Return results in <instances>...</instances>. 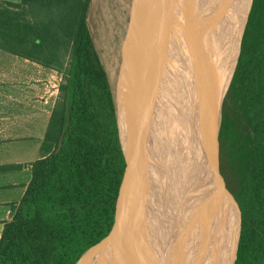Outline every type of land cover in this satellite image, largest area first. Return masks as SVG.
I'll list each match as a JSON object with an SVG mask.
<instances>
[{
    "label": "trees",
    "instance_id": "obj_1",
    "mask_svg": "<svg viewBox=\"0 0 264 264\" xmlns=\"http://www.w3.org/2000/svg\"><path fill=\"white\" fill-rule=\"evenodd\" d=\"M5 3L11 11L0 15V49L62 71L64 79L44 134V158L31 164L28 186L4 226L0 264H76L113 216L125 168L111 84L86 23L90 0ZM223 17L225 86L243 30L218 125L219 173L241 215L233 264H264V0H248ZM193 62L195 76L204 67L209 83L205 57L197 53ZM198 93L190 95L203 110ZM226 204L217 207L220 224L229 226V264L236 230Z\"/></svg>",
    "mask_w": 264,
    "mask_h": 264
},
{
    "label": "bare ground",
    "instance_id": "obj_2",
    "mask_svg": "<svg viewBox=\"0 0 264 264\" xmlns=\"http://www.w3.org/2000/svg\"><path fill=\"white\" fill-rule=\"evenodd\" d=\"M161 1L163 9L154 7V0H143L138 10L140 24L149 34V42L141 59L142 64L137 69L140 74L135 73L131 83L138 92V99L151 104L149 111L145 112V142L154 143L156 147L150 175L144 178L149 179L139 185L134 205L126 215L123 238L128 250L143 252L148 260L146 264H200L204 216H210L211 228H215L216 212L220 208H217V203L220 201L231 207L213 179L216 177L215 118L226 81V33L213 0ZM196 27L199 36H209V39L203 38L199 56L206 50L211 52L212 58L211 81L203 83L207 75L203 67L199 70L197 81L200 82V89L196 87L195 91L196 95L201 93L199 99L204 102L203 110L191 98L192 91L187 93L184 87L192 52L198 51L194 38ZM212 30L215 35L211 37ZM207 40L212 50L208 44L205 46ZM240 40L227 85L235 69ZM153 57L159 61L155 64L161 67L163 82L152 73ZM190 82L196 86V80ZM157 84L164 89L160 96L155 93ZM193 127L198 130V137L194 135ZM147 148L149 151L150 148ZM157 199L160 201L158 204ZM224 233V228H221L217 238L220 247L224 242ZM106 249L107 246L102 247L98 256L87 253L78 264H102L107 260L99 254L106 256ZM118 264L123 263L120 261Z\"/></svg>",
    "mask_w": 264,
    "mask_h": 264
},
{
    "label": "rangeland",
    "instance_id": "obj_3",
    "mask_svg": "<svg viewBox=\"0 0 264 264\" xmlns=\"http://www.w3.org/2000/svg\"><path fill=\"white\" fill-rule=\"evenodd\" d=\"M247 1L248 0H213V4H214L215 9L219 12V14L221 15V17L223 19V23H224V27H225V33H226V26H225L226 24H225V18L223 16L226 14V12L231 13L237 7L238 8L243 7ZM249 2H250V0H249ZM5 4H6L5 2L0 0V15L1 16H3L4 15L3 13H5L6 11H8V10L11 11V9ZM130 4H131V0H90L87 15H86V23H87V26H88L89 31L91 33V36H92L93 45H94V47H95V49H96V51L100 57V60H101L103 66L107 72L112 90H113L112 86L114 84V79L116 77V74H117L119 66H120V58H121L120 57V50H119L120 49V46H119L120 35H121V31L123 29L124 20L126 18H128V16H129ZM161 8H162V5H161ZM18 12H20V18H24L28 21V18L26 17V15L23 11H18ZM136 20L137 21H136L134 33H136L138 40H137V48L135 46V51H133V54H134L133 61H132V54H131V58H130L131 63L133 65L131 80H130L131 86L129 85V87L132 89L131 90L132 104L129 107L130 110L128 111V114L131 115V117L134 116V118L136 119V122H137L136 128H137V131L139 132L138 135L140 134L139 137L141 139H143L145 142V134H146V133H144L145 132V130H144V128H145V112L147 113L149 111L151 104H145L144 102H141L138 99V92L136 91L134 85L131 82H132V79L135 78L136 74L137 75L140 74L139 70H137V69L142 64L141 59H142V56L144 57V48H146V46L149 42V34H147V31L141 26L139 18H136ZM212 32L213 33H211V37H212V35H215V32L213 30H212ZM194 36H195L194 38H195L197 46H198L197 47L198 51L192 52L191 60L188 64V68L186 71L185 78L187 77L188 72L191 71L190 79L184 80V87H185V90L187 93H189V91H192V93L195 92L194 89L196 88L197 84L199 83V82L197 83V81H199V78L196 79L195 71L193 70V65H194L193 59L197 53L200 54V52H201L200 50H201V43L203 42V38L209 39L208 35H206V37L203 34H201L199 36V32H198L197 27H196V29H194ZM240 37H241V35H240ZM209 43H210L209 40H207V42L204 44H205V46L208 44L209 49L212 50ZM204 51L205 52L202 56L205 57V59L208 63V70H209L208 76H209V82H210L211 81L210 71H211L212 65L209 62L208 56H209V54L211 55V52L207 53L206 50H204ZM20 62H23V61L19 57H15L13 55L11 56V61H10L11 70L9 71V74L11 75V79L6 80V81H0V94H5L8 96H11L12 97L11 100H19L20 98L25 99V97L27 98V96H32L33 97L32 101L37 100V102H33V104H39L38 103L40 101L39 96H44V98L49 97L48 103L44 105L46 107V109H48L49 106L52 105V101L54 98V103H53L52 108H51V111H52V109L55 105V102L58 99V87L63 82V79H64L62 71L56 72L54 70L47 69V70H45L46 73L42 77L38 78L35 81L34 80L35 78L30 76L32 74L31 72L28 73L27 78L24 77V74H23L24 71L17 73L18 71L16 69L19 68L17 64ZM151 62H153L154 64L155 63L159 64V61H155V57H153V61H151ZM2 63L6 64V63H8V61H3L1 59V54H0V64H2ZM154 64H152V66H151V69H153L152 73L154 76L156 75L158 78H160L161 82H163L164 79H163V72L161 70V67H158L156 64L155 65ZM140 76H137L136 78H139ZM192 79L196 80V82H195L196 86L190 82V80H192ZM139 80H141V79H139ZM166 80H167V78L165 77V81ZM125 84L127 87L126 82H125ZM226 86H227V84H226ZM226 86H225V89H226ZM123 87H124V85L122 84V88ZM126 87H125V91H123V89L121 90V92H120L121 95H123V94L126 95L128 93ZM156 88L157 89H156L155 93H158L159 96L161 93H164L163 92L164 89L162 88L161 85L157 84ZM121 100H122V98H121ZM14 102L15 101H13V103ZM153 102L151 101V103H153ZM216 106H217V103H216ZM50 115H51V112H50ZM187 117H188L187 118L188 121L191 122V118L189 116H187ZM197 121H198V118H197ZM215 121H216V118H215ZM126 122H128V121H126ZM124 123H125V120H124ZM193 131H195L194 135L196 137H198V135H199L198 130L195 127H193ZM12 137H17V136H12ZM34 137H38V139L40 138L39 135L34 136ZM22 148H27V153L22 154V158H24V159H31L32 158L33 159V157L36 156V154L34 153V151L32 149V143L19 145L15 148V150L12 153L13 154L19 153V149H22ZM40 149L42 150V144L40 146ZM9 154H11V153H9ZM149 173H150V171H149ZM147 177H149V175ZM144 180L145 179H143L142 181H144ZM146 180L144 181V183L146 182ZM163 187H164V185H163ZM138 192H139V189L135 190V192L133 194L132 204L128 208L127 213L129 212V210L134 205L135 198H136V195L138 194ZM159 202H160L159 199H157V204ZM208 208L209 207H207V214H208V210H209ZM216 215H217V227H215V228H213V227L211 228L210 216L209 215L204 216V221H203L204 231H203V235H202V239H201V241H202L201 242L202 259L200 261V264H224L225 260L227 258L228 243H229V226H226V225L222 226V224H220L219 217H218V210L216 212ZM221 228H224L225 233H224L223 245H221V247H220L218 245V241H217L218 239L217 238L219 235V230ZM157 247L155 249H157ZM147 249H148V247L146 248V250ZM132 250L130 249V251H132ZM94 260H96V258H94ZM102 264H107V262L102 261Z\"/></svg>",
    "mask_w": 264,
    "mask_h": 264
},
{
    "label": "water",
    "instance_id": "obj_4",
    "mask_svg": "<svg viewBox=\"0 0 264 264\" xmlns=\"http://www.w3.org/2000/svg\"><path fill=\"white\" fill-rule=\"evenodd\" d=\"M143 0H131L129 16L125 26L123 27L120 35V53H121V61L118 72L114 79L113 84V100L115 106V115H116V124L118 137L120 141V145L122 148L124 160H125V168L123 172V176L120 182V186L118 189V194L115 201L114 213L111 219L105 225L101 238L95 245L86 250L81 257L78 259L76 264L79 263L81 258L87 253H95L98 256L99 250L106 246V256L103 254H99L101 258L107 260L110 264H118L120 261L123 264H146L148 261L146 256L142 254L140 251L131 252L125 246L126 242L123 238V224L126 220V215L128 208L132 204L133 194L135 190H138L139 185L142 180L150 175L149 168L153 159L154 149L156 145L146 144L143 139H141L138 135L137 131V122L134 116L128 114L130 110L129 107L132 104L131 98V88L130 80L132 74L133 65L131 63V54L133 61V51H135V46L137 48V36L135 31L136 18H139L138 10L139 6ZM161 0H154V7L159 10L160 5H162ZM242 37V36H241ZM241 41V40H240ZM240 46V45H239ZM231 80V79H230ZM127 83V87L126 84ZM230 83V81H229ZM229 83L224 90L218 104V112L217 119L215 121V131H214V153H215V162H216V177L215 181L217 182L218 190L222 193L223 197L228 201V204L231 205L233 210V218L235 222V248L233 251V255L231 257V261L229 264H233L239 247V234H240V225H241V215L239 207L232 196V194L228 191L225 186V183L219 173L218 168V125H219V116L220 109L223 98L228 89ZM122 84L124 87L122 88ZM131 86V85H130ZM125 87L127 89V94L121 95L120 92L123 89L125 91ZM122 98V100H121ZM135 119V120H134ZM125 120V123H124ZM128 121V122H126ZM151 145V146H150ZM149 147V151L148 148ZM140 154L142 155V159L140 160ZM147 154V158H146ZM149 179V178H148ZM148 184V183H147Z\"/></svg>",
    "mask_w": 264,
    "mask_h": 264
},
{
    "label": "crops",
    "instance_id": "obj_5",
    "mask_svg": "<svg viewBox=\"0 0 264 264\" xmlns=\"http://www.w3.org/2000/svg\"><path fill=\"white\" fill-rule=\"evenodd\" d=\"M1 1L16 4L20 2V0ZM26 17L28 18L27 15ZM0 54L3 61H8L6 64H0V81L10 80L12 55L1 49ZM20 59L23 62L17 64L19 68L16 70L17 73L24 71L23 74L26 78L31 72L30 76L36 81L48 69L26 59ZM27 98L11 100V96L0 94V238L4 226L12 220L28 186L31 178V164L44 158L45 154L40 146L48 125L54 98L48 109L44 105L48 103L49 97L39 96V104H33L37 100L32 101V96H27ZM13 101L15 102L13 103ZM37 135L40 136L39 139L34 137ZM27 143H32V149L36 154L33 159L22 158V154L27 153V148L19 149V153H12L17 146Z\"/></svg>",
    "mask_w": 264,
    "mask_h": 264
},
{
    "label": "flooded vegetation",
    "instance_id": "obj_6",
    "mask_svg": "<svg viewBox=\"0 0 264 264\" xmlns=\"http://www.w3.org/2000/svg\"><path fill=\"white\" fill-rule=\"evenodd\" d=\"M127 19H128V18H126V19L124 20L123 27L125 26V24H126V22H127ZM119 46L121 47V43L119 44ZM146 48H148V44H147ZM146 48H144V55H145V53H146V52H145V51H146V50H145ZM119 50H120V49H119ZM120 57H121V53H120ZM120 61H121V58H120Z\"/></svg>",
    "mask_w": 264,
    "mask_h": 264
}]
</instances>
